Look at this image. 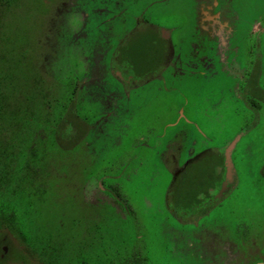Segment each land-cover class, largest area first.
Instances as JSON below:
<instances>
[{
	"label": "rangeland",
	"instance_id": "374dc122",
	"mask_svg": "<svg viewBox=\"0 0 264 264\" xmlns=\"http://www.w3.org/2000/svg\"><path fill=\"white\" fill-rule=\"evenodd\" d=\"M72 8L87 73L61 83ZM144 23L168 34L166 64ZM0 90V264H221L226 243L230 264L264 262V0H5ZM169 154L190 158L179 210L214 195L192 222L167 207Z\"/></svg>",
	"mask_w": 264,
	"mask_h": 264
},
{
	"label": "flooded vegetation",
	"instance_id": "af4514ba",
	"mask_svg": "<svg viewBox=\"0 0 264 264\" xmlns=\"http://www.w3.org/2000/svg\"><path fill=\"white\" fill-rule=\"evenodd\" d=\"M212 17L213 16H208V19L211 20ZM213 24H217V22H216L215 19L213 21ZM213 24H212V26H213ZM144 25H145L144 27L146 28L147 31H146V33L144 35V39L143 40L148 39V37H145V36L149 35L150 33H152V32L154 34L156 33L155 37H153L152 39L150 38L151 45H153L155 47L154 48V50H155V58L156 57L157 58L158 57L160 58L159 61H161V65L162 64H166L168 62V60H169L170 49L168 47H166V51L165 50L163 51V49L159 48V45L156 42H158L159 38L162 39V40L167 39L168 38V34L167 33H164L160 29H154L153 26H151V25H149L147 23H144ZM211 29L214 30L215 32H219L221 30V28H219L220 30L219 31H216V27L215 26H213ZM142 68H144V66ZM130 70L131 69H127V68H123V69L114 68V71L116 72V76L119 77L121 80H124L127 83L133 81V79L135 77L134 75H132V73L130 72ZM240 75H242V73H240ZM60 124H62V123H60ZM72 125L74 127H76L75 124H72ZM229 147L226 146L225 147L226 150L229 149ZM225 157H223V160H224ZM189 159L190 158H188L185 161H183L182 164H179L173 154H169L168 158H166L167 162L168 161H172L173 162V171L172 172L174 173V181H173L174 185L172 184V188L169 189V191H168L169 193H168L167 198L169 200H167V203H168L167 207L169 208L170 212L175 217V219L178 220L179 222H182V223H184V222H187L188 223V222L194 221V217L195 216H197L196 218H198L203 213H206V211H208L212 206H214V201H213L214 195L212 194L213 196L211 197L206 192L204 194V196L206 195V197H207V200L206 201H199V200H197L196 205L195 206H192L189 209H183V207H182L183 210H179L177 208L178 206L176 205V202H175V198L177 197V194L176 193H177V190H178V185L180 183V179L183 178L184 175L186 174V172H184V171H185V169L187 167L188 162L190 161ZM223 175L224 176H222V175L220 176L218 172H215V174H213L212 177L210 176L211 177V181L208 180L206 183H208V182L210 183L212 181H216V182H218V184L220 186L221 183L225 179V174H223ZM220 196L221 195L216 196V198H219ZM182 215H187V216H190V217L187 218V219L185 218V220H183ZM214 236H215V233H213V232L212 233H209L207 240H205L202 243V246H204L205 248H207L209 250H212V248L215 246V238H214ZM194 245H195V243H194ZM229 246H230L229 243H226L224 246H221L222 250L225 253L223 262L221 264H230V261H231V258L232 257L228 253L229 251H228L227 247H229Z\"/></svg>",
	"mask_w": 264,
	"mask_h": 264
},
{
	"label": "clouds",
	"instance_id": "9594fccd",
	"mask_svg": "<svg viewBox=\"0 0 264 264\" xmlns=\"http://www.w3.org/2000/svg\"><path fill=\"white\" fill-rule=\"evenodd\" d=\"M83 24L84 21L80 12L74 8L64 13L62 22L57 24L59 30V35L55 38L57 49L53 55L54 59L48 64V70L61 83L66 81L69 66L72 64L77 69V75L84 76L87 73L86 63L78 60L76 53L79 50H83L84 55H87L89 41L78 38L75 42H71L72 36L82 31ZM65 132H70V128H66ZM257 264H264V262L258 261Z\"/></svg>",
	"mask_w": 264,
	"mask_h": 264
},
{
	"label": "trees",
	"instance_id": "16d2710c",
	"mask_svg": "<svg viewBox=\"0 0 264 264\" xmlns=\"http://www.w3.org/2000/svg\"><path fill=\"white\" fill-rule=\"evenodd\" d=\"M5 0H0V4H2V2H4ZM4 107V94L2 93V91L0 90V120L3 118L2 117V110Z\"/></svg>",
	"mask_w": 264,
	"mask_h": 264
},
{
	"label": "water",
	"instance_id": "95a60500",
	"mask_svg": "<svg viewBox=\"0 0 264 264\" xmlns=\"http://www.w3.org/2000/svg\"><path fill=\"white\" fill-rule=\"evenodd\" d=\"M228 165L230 164L229 160L227 161ZM228 174H230V172H228Z\"/></svg>",
	"mask_w": 264,
	"mask_h": 264
}]
</instances>
